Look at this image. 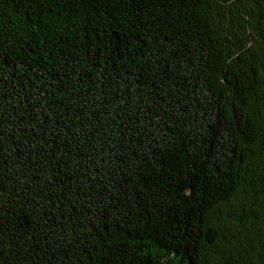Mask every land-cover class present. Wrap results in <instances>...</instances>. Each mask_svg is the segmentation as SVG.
Wrapping results in <instances>:
<instances>
[{"label": "trees", "instance_id": "1", "mask_svg": "<svg viewBox=\"0 0 264 264\" xmlns=\"http://www.w3.org/2000/svg\"><path fill=\"white\" fill-rule=\"evenodd\" d=\"M0 264H264V0H0Z\"/></svg>", "mask_w": 264, "mask_h": 264}]
</instances>
